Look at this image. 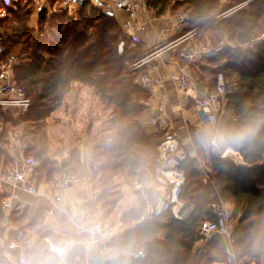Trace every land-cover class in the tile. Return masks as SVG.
Masks as SVG:
<instances>
[{"label": "trees", "instance_id": "16d2710c", "mask_svg": "<svg viewBox=\"0 0 264 264\" xmlns=\"http://www.w3.org/2000/svg\"><path fill=\"white\" fill-rule=\"evenodd\" d=\"M147 4L148 9L156 10L157 14L168 9L173 13H186V30L195 27L197 40L203 44L209 42L216 46L228 36L243 45L234 52L226 46L209 58L212 80L217 71H222L227 81L224 112L214 130L240 153L243 165L210 154L207 162L213 181L203 185V172L196 161L189 158L183 164L186 179L181 198L192 205L191 215L182 221L165 212L154 220L138 224L133 231L114 241V247L126 254L106 264H217L215 254H224L223 238L215 236L200 245L197 241L201 238V222L217 217L222 200L231 205L230 240L237 257L259 260L264 256V38H261L264 0H250L218 20L214 16L225 9L219 0H148ZM32 8L28 2L14 1L0 20L3 47L0 63L10 56L18 58L13 69L14 80L31 99V107L24 113L26 120H44L55 111L73 81L93 87L99 99L111 107L114 129L107 144L97 148L93 156L101 187L95 201L105 213H110L120 197H129L133 179L145 180L156 175L161 164L157 146L165 131L147 135L140 120L145 109L142 101L149 94L135 83V77L146 69H131V64L142 54L130 46V39L114 18L88 3L70 16L66 11L51 14L44 8L39 12L36 26L29 27ZM72 16L77 19L73 21ZM135 89L144 96H134ZM23 120H17L16 124ZM241 131L250 134L234 137V133ZM31 150L28 144V152ZM43 154V151L38 152L37 174L46 163L47 157L41 160ZM72 158L73 152L67 170H73ZM47 161L51 166L47 171L49 178L46 175L45 179L51 180V171L59 173L62 169L54 166L53 161ZM145 191L149 193L150 189ZM145 206V199L138 195L136 205L119 209L122 211L120 221L141 220ZM163 232L165 236L161 238ZM44 248L33 251L37 261L43 262L48 254L47 250L42 251ZM137 249L145 250L147 257L132 259L130 254ZM73 256L82 262L83 248L73 249L68 256L70 261ZM0 264H12L2 249Z\"/></svg>", "mask_w": 264, "mask_h": 264}, {"label": "built area", "instance_id": "2783aa9c", "mask_svg": "<svg viewBox=\"0 0 264 264\" xmlns=\"http://www.w3.org/2000/svg\"><path fill=\"white\" fill-rule=\"evenodd\" d=\"M15 0H0V20L6 15L8 10L13 6ZM148 0H60L57 5L59 9L66 10L69 14L75 13L80 6L88 3L90 6L97 8L107 17L115 18L117 12L124 10L131 18H135L148 8ZM250 0H245L219 13L218 17L222 18L239 7L245 5ZM44 4L39 3L36 7L37 11L44 9ZM175 28H181L188 22V16L185 13L178 12L175 15ZM197 29L195 27L182 32L174 40L163 43L149 51L144 52L139 59L131 64V69L145 67L146 71L139 73L135 77V83L144 89L150 96L155 94V86L159 85V78L156 76L158 69L154 60L164 50L170 49L175 45L182 43L186 39L195 38ZM134 43L130 42V46ZM198 45V44H197ZM227 45L220 43L216 46L199 44L192 49L185 43L181 45L178 60L180 61V74H171L170 77L176 80V87L184 95L182 103L188 102L191 93L196 95L195 106L197 108L198 117L202 129L207 128L209 134L205 135L202 130H195L193 135L187 138L180 137L177 132L172 129L167 130L166 124L162 126L165 134L157 146L158 157L161 161L160 167L154 177L155 183L148 185L150 189L148 193L142 190V196L145 199L146 206L141 221H151L165 212H170L175 219L186 220L193 212V207L181 198V193L185 184V173L183 164L189 158L198 159V148L207 151L221 158L233 160L231 154L224 155L225 149L229 150L228 143L223 136L214 130L215 125L219 121L224 112L225 95L227 92L226 78L222 71H217L212 80V85L199 90L198 84L185 74V68L198 57L211 58ZM238 46H243L238 43ZM250 46V45H248ZM123 42L120 43L119 49L122 51ZM3 47L0 41V55ZM154 60V61H153ZM18 64L16 56L0 63V109L15 112L17 114L26 113L31 107V99L26 94L22 86L14 80V66ZM167 101L160 99L157 104L156 116L150 117L144 124L158 126L164 122L168 116ZM3 124L0 122V134L4 131ZM6 131V130H5ZM13 146V151L7 150L10 163L0 169V184L5 185L9 192L0 193V226L14 230L15 247L25 245L24 239L31 235L40 236L41 243L46 244L48 249L55 252L58 257L64 259L68 256L71 248V241L66 240L63 243H57L48 235L41 234L35 225L27 226H10L14 214H18L23 208L22 199L19 192H25L29 195L38 194L37 186V167L39 159L36 155L28 152V143L23 138L20 128H8L4 133ZM99 132L93 141V145L84 151L85 169L79 171L67 170L69 160L71 158V149H64L58 154V165L66 161L67 166L63 167L62 174L55 177L51 183L54 193L52 195L51 206L47 209V213H55L57 211H67L69 203V195L74 188L76 182L80 179H86L91 184V199L95 201L99 195V179L96 173V166L93 162L94 152L101 142H108L109 135ZM235 163V161H233ZM200 164V162H198ZM236 164V163H235ZM45 195L48 197V191L45 189ZM217 217L213 219H204L201 222L199 232L203 237L211 238L213 236L222 237L227 245L226 255L223 259L224 264H243L242 259L237 257L232 249L230 240L231 229L228 226L230 213L225 205L220 202ZM83 234V243L87 249H96L98 254L105 256L107 261L111 258L108 255L109 245L120 237L124 231V226L116 225L107 221L105 218H99L94 221L85 223L81 229ZM24 243V244H23ZM29 246V243H26ZM7 259H11L10 253L4 254ZM134 260H140L147 257V253L143 249H137L131 253ZM104 264V263H103ZM260 264H264V261Z\"/></svg>", "mask_w": 264, "mask_h": 264}, {"label": "crops", "instance_id": "0c3cea01", "mask_svg": "<svg viewBox=\"0 0 264 264\" xmlns=\"http://www.w3.org/2000/svg\"><path fill=\"white\" fill-rule=\"evenodd\" d=\"M21 1L28 2L33 7V12L30 18V24L33 27L36 26V21L40 12L36 10V7L39 3L44 4L45 9L48 10L49 13L51 12V14L59 10L66 11L58 8L57 3L59 1L57 0L53 3H49L48 0ZM156 12L157 11L154 9L147 8L144 12L140 13L135 18H131L126 11L120 10L117 12L116 17L114 18L121 27L123 34L130 39L129 42L134 43V45H131V47L138 48L141 54L154 49L155 47H158L163 43L174 40L187 29V24L185 26H182L181 28L174 27L176 19L169 10H166L165 12L160 14H157ZM67 14L73 15L75 13L69 14L67 12ZM185 43L189 46V49H192L199 44H203L194 38H188L182 43H179L170 49L164 50L158 57L154 58L158 66L156 76L159 78L160 84L155 86V94L153 96L149 95L146 100L142 101L145 105V109L140 117L142 128L143 130H145L144 132L147 135L159 131H165L163 130L164 128H162L164 124L168 125L167 130L172 129L173 131L177 132L180 137L183 138H187L188 136L193 135L196 129L202 130L204 134H209V130L207 128L202 129V127H200V119L198 117L197 108L195 106L196 95L191 93L188 102L183 104L182 100L184 99L185 95L177 89L176 80L170 77L171 74H180L181 65L180 61L178 60V56L180 53L181 45ZM209 66V58L198 56L190 66L185 68V74L188 78L193 79L197 82L200 91L212 82V76H207L204 72V69L208 68ZM86 87L88 86L86 85ZM72 92L73 97H83L84 93L86 92L85 86H83L81 83L79 84V81H73L67 93ZM93 96L98 99V96L94 91ZM160 99H165L167 101L166 106L169 113L166 120L164 122H161V125L158 126L144 124L150 117L156 116L157 104ZM52 114L54 113L51 112L46 117V119L48 117L54 118V115ZM17 124L12 125L11 129H18L19 127ZM6 126L8 125H5L4 129H6ZM85 126V123L83 124V122H79V130H82V128H84L85 132L81 133L79 137V146L77 147L79 155H74L75 157L71 159L72 162L70 164L74 171L79 172L82 169H85L84 151L89 149L93 145V141L97 137V134H99V131L95 130L97 127H95L94 123H91V125H87L86 127ZM106 144V141L101 142L97 148L103 147ZM6 149L13 151V146L10 142V139L7 138L4 134L0 137V169L7 166V163H10V159L8 157ZM198 151L201 152L202 150L198 148ZM227 153L231 154V156H234L235 160H237L241 164L243 163L242 156L233 148L229 147ZM210 154L212 153L209 152L208 156ZM50 158L51 160H53L55 166L62 169L59 172L61 174V172L63 171V167L61 166V164L58 165V155ZM195 161L197 165L198 162L201 163L200 157H198V159H196ZM59 175L53 176L52 179ZM38 178L39 175L37 174L36 180L38 186V194L29 195L25 192H19V197L23 202V208L18 214L13 215L12 223L10 226L35 225L41 234L48 235L57 243L61 244L66 240H70V252L76 247L83 248L84 259L79 263L78 257L73 256L71 258L72 261H70L68 258L70 252L66 258L61 259L55 252L50 251L46 244L42 246L39 240L40 236L36 235H31L25 238V245H23V248L22 246L15 247L14 230L7 229L6 227H2L1 225L0 249L4 250V254L10 253L11 259H6L12 264H38V259H36L37 254L33 253V251H35L39 247H45L42 250H47L48 254L50 256H53V261L50 264H106V260H104L106 259L105 256L102 257L101 255H99L97 250L94 248H86V245L83 243V234L80 231L81 227L87 222L94 221L99 218H105L101 216L103 214L108 218H113V221L111 219L109 221L105 218L110 223L116 225L122 224L124 226V231L121 233V235L133 231L138 224L145 222L141 220L128 222L120 221V214L122 211L119 209L121 207L124 209H128L131 206L136 205V201L139 195L137 191L129 192V197H120L111 212L105 213L101 208L100 203L91 199V184L84 178L76 182L74 188L70 192L69 203L67 204L66 209L67 211H57L52 214L47 213V209L51 206L52 195L54 193L53 185L51 183V180H39ZM154 183L155 181L153 179L149 183V185H152ZM147 186L148 185H146L145 189H148ZM45 189H47L48 191V197L45 195ZM99 189L101 190L100 182ZM9 190L10 189L8 187L0 184L1 194L9 192ZM227 204L228 207L231 208V205L229 203ZM225 206L227 207V205ZM1 216L2 214L0 212V219ZM164 236L165 232L160 235L161 238ZM26 243H29V246H27ZM12 252H14L15 255H13ZM123 254H126V252L115 248L114 243L109 245L107 256H109L111 260L118 258ZM217 264H221V262H217Z\"/></svg>", "mask_w": 264, "mask_h": 264}, {"label": "rangeland", "instance_id": "374dc122", "mask_svg": "<svg viewBox=\"0 0 264 264\" xmlns=\"http://www.w3.org/2000/svg\"><path fill=\"white\" fill-rule=\"evenodd\" d=\"M239 1L240 0H219V4L222 8H225L224 10H226L230 8L231 6H234L235 4L239 3ZM22 2H25V1H22ZM228 5L230 6L227 7ZM60 11L62 10H59L57 12L59 13ZM222 11H220L219 13H221ZM178 12L184 13L183 11H178ZM170 13L174 16L176 15L175 12L173 13L172 11H170ZM219 13H217L214 16V18H217V20L220 19L218 17ZM72 19L73 21H75L77 18L76 17L74 18L72 16ZM28 25L29 27H33L31 26L30 21L28 22ZM195 37L196 38L194 39L197 40V35ZM261 38H264V34L261 35ZM220 43L227 45V47H229L233 52L238 47H240L238 46V43L236 41L230 40L228 36H224L219 41L218 44ZM205 44L213 46L209 42ZM47 56L48 55L45 54V57ZM209 69H213V68L209 66L208 68L204 69V72L206 73L207 76H212L213 72L212 70L210 71ZM82 85L85 86V90H86V92L84 93V96L83 97L82 96L73 97V92L66 93L62 99L61 105L55 111H53L54 114L52 115H54V118L48 117L47 119L45 118L44 120H35L34 118H32L31 120L30 119L26 120L27 115L20 114V113L17 114L15 112H9V111L0 109V122H2L3 127H5V125H8L6 126V129H4L3 133L7 132L8 128H11L12 125L16 124L17 120L25 119V121L24 120L20 121L17 125L22 130L24 140L32 147V150L30 153L38 157L39 156L38 152L40 153L41 151H43L44 154L41 156V160L46 159L47 157L49 161L51 160L50 157L58 155L62 150L66 148L71 149V153L73 152L75 156L79 155L78 149H77V147L79 146V137L81 133L85 132L84 128H82V130H79V122H83V124L85 123L86 126L91 125V123H94L95 127H97L95 130L99 132L100 131L104 132L105 133L104 135H109L114 129V125L112 121L113 113H112L111 107H108L107 105H105L99 99V97L97 99L93 96V91H94L93 87L91 86L86 87V85L84 84ZM133 94L134 96H142L143 93H139L135 89ZM33 110L34 108L32 107L31 111ZM32 116L33 114L29 115L28 117H32ZM198 156L200 157L201 163L198 164L197 166L203 172L204 177L202 178L201 183L204 185L206 184L207 181H213V178H212L213 173L209 170V166L207 162L208 152L207 151L198 152ZM38 159L40 158L38 157ZM47 159H46L45 166L41 168V172L39 171L38 173L39 180L40 179L44 180L46 178V175L49 178L47 171H48V167H50L51 164L50 162L47 161ZM225 159H227V157ZM232 161H235V163L238 165H243V163L241 164L235 159H233ZM208 173L211 175L209 176ZM50 175H51L50 179L53 180L52 179L53 176L59 175V173L56 172V170H52ZM154 177L155 175H150L145 180L138 179V178L133 179L132 185L130 184L129 186V188H131L130 191L131 192L137 191L138 194L141 195L142 189H145L146 185H149V183L154 179ZM222 203L224 205H227V207L226 206L225 207L228 211H230V208L228 207L227 202H224L222 200ZM101 216L105 217L109 221L110 219L113 221L112 217L108 218L104 214ZM228 226L231 229L232 223L229 222ZM199 235L201 238L200 240L197 241V245L204 244L207 241L215 237L213 236L211 238H206V237H203L200 234V232H199ZM221 245L223 247L224 254L222 255L221 253L215 254L213 251L212 253L218 257L217 262L218 263L221 262V264H223V259L226 255V249H227V245L224 239L221 241ZM232 249L236 253L233 246H232ZM241 259H242L243 264H260L261 262L264 261V256H262L259 260H254V261L249 260L246 257L244 258L241 257ZM52 261H53V256H50L49 254L47 255L45 254L44 261L43 262L37 261V263L38 264H50Z\"/></svg>", "mask_w": 264, "mask_h": 264}, {"label": "clouds", "instance_id": "9594fccd", "mask_svg": "<svg viewBox=\"0 0 264 264\" xmlns=\"http://www.w3.org/2000/svg\"><path fill=\"white\" fill-rule=\"evenodd\" d=\"M248 134H250L248 131H241V132L234 133L233 135L236 138H243ZM205 135H207V133Z\"/></svg>", "mask_w": 264, "mask_h": 264}, {"label": "water", "instance_id": "95a60500", "mask_svg": "<svg viewBox=\"0 0 264 264\" xmlns=\"http://www.w3.org/2000/svg\"><path fill=\"white\" fill-rule=\"evenodd\" d=\"M193 159L196 160V158H193ZM61 166H62V167L67 166V162H66V161L62 162V163H61Z\"/></svg>", "mask_w": 264, "mask_h": 264}, {"label": "bare ground", "instance_id": "6f19581e", "mask_svg": "<svg viewBox=\"0 0 264 264\" xmlns=\"http://www.w3.org/2000/svg\"><path fill=\"white\" fill-rule=\"evenodd\" d=\"M223 153L224 155H228L227 150H224Z\"/></svg>", "mask_w": 264, "mask_h": 264}]
</instances>
